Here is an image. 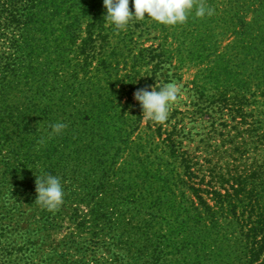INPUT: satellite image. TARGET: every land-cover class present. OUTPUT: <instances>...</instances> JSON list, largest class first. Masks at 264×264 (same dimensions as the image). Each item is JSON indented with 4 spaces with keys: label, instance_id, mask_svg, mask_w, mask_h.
<instances>
[{
    "label": "trees",
    "instance_id": "obj_1",
    "mask_svg": "<svg viewBox=\"0 0 264 264\" xmlns=\"http://www.w3.org/2000/svg\"><path fill=\"white\" fill-rule=\"evenodd\" d=\"M104 13L0 0V161L22 184H72L55 207L71 199L72 248L54 262L101 247V264H264V0H193L183 23L122 30ZM168 81L185 97L146 118L134 92Z\"/></svg>",
    "mask_w": 264,
    "mask_h": 264
},
{
    "label": "rangeland",
    "instance_id": "obj_2",
    "mask_svg": "<svg viewBox=\"0 0 264 264\" xmlns=\"http://www.w3.org/2000/svg\"><path fill=\"white\" fill-rule=\"evenodd\" d=\"M6 46L0 42V53L6 50ZM193 73L194 70L185 71L183 81L191 80ZM184 82L179 84V88ZM182 97H185L184 89L180 88L178 99ZM194 125L193 131L198 132L199 122ZM4 154L3 149L2 155ZM3 162L0 161V264H43L45 257H50L49 264H58L54 262V254L61 252L63 248H72L68 243L71 242L73 227L67 217L63 218L65 213L68 216L73 207L71 199L66 205L67 211L62 214L56 208L42 206L35 201V184H22L20 174L11 172ZM70 185L72 184H62L64 187ZM44 208L47 211H43ZM49 210H53L49 215L51 218L45 220L48 215L44 213ZM98 248L94 251H84L81 248L79 252L71 251L70 260L74 262L67 264H101L103 258L106 259L109 255L103 248Z\"/></svg>",
    "mask_w": 264,
    "mask_h": 264
},
{
    "label": "clouds",
    "instance_id": "obj_3",
    "mask_svg": "<svg viewBox=\"0 0 264 264\" xmlns=\"http://www.w3.org/2000/svg\"><path fill=\"white\" fill-rule=\"evenodd\" d=\"M103 0L105 9L104 21L117 30L124 29L133 20H142L149 16L163 24L183 23L187 11L193 7V0ZM211 13L203 3L196 5L197 16ZM180 88L175 81H168L157 90V85L138 88L133 98L142 109V114L151 120L164 122L169 115L170 106L177 101ZM67 127L63 121L50 125L49 135L58 134ZM35 201L42 206L53 209L60 205L64 198L61 178L49 173L35 176Z\"/></svg>",
    "mask_w": 264,
    "mask_h": 264
}]
</instances>
